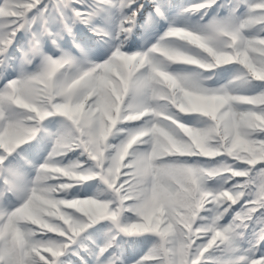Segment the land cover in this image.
Instances as JSON below:
<instances>
[{
	"label": "snow or ice",
	"instance_id": "obj_1",
	"mask_svg": "<svg viewBox=\"0 0 264 264\" xmlns=\"http://www.w3.org/2000/svg\"><path fill=\"white\" fill-rule=\"evenodd\" d=\"M0 264H264V0H0Z\"/></svg>",
	"mask_w": 264,
	"mask_h": 264
},
{
	"label": "trees",
	"instance_id": "obj_2",
	"mask_svg": "<svg viewBox=\"0 0 264 264\" xmlns=\"http://www.w3.org/2000/svg\"><path fill=\"white\" fill-rule=\"evenodd\" d=\"M89 184L92 186L89 187ZM89 184L81 186V194H84L85 190L88 192V194L95 191V184L93 182H89Z\"/></svg>",
	"mask_w": 264,
	"mask_h": 264
}]
</instances>
